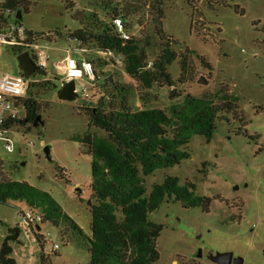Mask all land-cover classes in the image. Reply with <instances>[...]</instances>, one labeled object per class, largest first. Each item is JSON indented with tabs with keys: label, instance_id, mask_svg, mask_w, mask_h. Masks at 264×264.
<instances>
[{
	"label": "rangeland",
	"instance_id": "obj_1",
	"mask_svg": "<svg viewBox=\"0 0 264 264\" xmlns=\"http://www.w3.org/2000/svg\"><path fill=\"white\" fill-rule=\"evenodd\" d=\"M29 1L30 12L23 13L22 26L38 34L59 30L66 35L80 29L81 23L73 19L77 11L92 10L102 19L105 17L98 5L92 6L83 0H74L73 9L67 7V0ZM197 9L200 16L196 14L192 28L193 12L186 0H165L163 25L166 35L178 43H174L178 54L182 47L194 52L198 76L211 77L208 86L197 82L177 84L176 93L181 97L174 102L170 100V88L155 86L143 101L117 54L107 56L92 48L91 61L102 78L98 82L100 86L110 89L112 79L130 86V91L126 95L120 94L117 101L120 103L126 98V105L133 111L143 108L169 110L172 104L181 103L187 95L202 96L218 91L223 84L233 89L239 98L243 123L230 116L229 123L223 121L217 125L210 142L204 137L193 136L187 147L188 159L144 177L147 195L155 185L171 176L179 178L181 185L193 183L197 195L212 199L209 212L202 208L186 209L180 203L171 202L162 204L150 215L152 222L163 226L157 241L160 259L156 264H215L209 256L217 253H233L242 258L244 264H264V0H215L212 6L202 1L197 4ZM9 22L13 24L15 20ZM139 29L140 26L135 25L128 32L138 36ZM38 44V50L49 61L45 71L48 77L44 79L36 74L32 78L33 82L41 83L34 92L40 102L50 103V109L41 114L44 126H31L29 131L28 127L15 129L8 134L13 152L0 141V157L6 164L8 178L49 193L82 232L64 221L59 227L43 224L40 235L46 244L42 248L34 234L20 231L19 239L13 243L12 258L17 264H42L44 252L48 257L46 264H87L88 237L91 235L89 202H93L92 156L88 148L74 138L88 131L103 134L96 128L89 129L88 118L80 110L94 104L98 94L92 91L93 82L80 80L76 82L79 94H92L88 102L59 100L60 80L64 74L60 68L55 71V65L68 52L73 58L80 59V45L65 37ZM145 50L152 64L161 48L155 41ZM199 57L208 60L211 71L200 67ZM0 62V77L20 73L16 49L0 45ZM168 71L174 80H178L180 60H175ZM105 76L109 77L106 81ZM241 128L246 129L249 138L238 136ZM47 148L49 156L45 153ZM242 204V219L239 222L230 220L238 215ZM21 210H29L25 202L0 203V238L8 233V229L19 225ZM64 231L65 235L62 234ZM55 245L57 251H54Z\"/></svg>",
	"mask_w": 264,
	"mask_h": 264
},
{
	"label": "trees",
	"instance_id": "obj_2",
	"mask_svg": "<svg viewBox=\"0 0 264 264\" xmlns=\"http://www.w3.org/2000/svg\"><path fill=\"white\" fill-rule=\"evenodd\" d=\"M83 1L92 6L98 5L105 17L102 19L92 10L77 11L73 19L81 23V28L69 31L66 35L59 30L48 34L26 30L28 39L22 50H28L33 44L52 43L65 37L78 42L82 49L95 48L103 53H115L121 57L124 72L134 80L143 101L155 86L170 88V100L174 102L181 97L176 93L177 84H210L211 77L198 76L194 67V52L185 47H182L180 54L174 50V42L166 35L163 25L165 0ZM202 1L212 6L215 0H186L193 12L192 28L196 14L200 16L197 4ZM5 6L11 7L16 13L20 11L23 16V13L30 12L31 2L8 0ZM74 6V0H67L69 9ZM115 18L123 19L127 30L139 25L138 36L124 40L116 31ZM22 21H18L21 27ZM155 41H158L161 50L150 64L145 49L151 48ZM177 59L180 60L181 74L178 80H174L168 67ZM199 61L203 70H212L206 58L199 57ZM37 74L44 79L48 77V73L42 69ZM108 78L105 76L104 81ZM101 80L96 71V79L92 84V91L98 94L96 101L80 110L88 118L89 129L96 128L103 134L88 131L74 138L87 147L92 156L93 205L90 207L91 235L88 237L87 264H156L160 259L157 241L163 226L152 222L150 215L162 204L171 202L180 203L186 209L202 208L209 212L212 199L197 195L193 183L181 185L179 178L171 176L155 185L147 195L144 177L188 159L190 154L187 147L193 136L204 137L210 142L215 136L217 125L223 121L229 123L230 116L243 123L245 120L240 116L239 98L229 85L223 84L218 91L207 92L202 96L187 95L181 103L172 104L169 110L143 108L133 111L126 105V98L120 103L117 101L120 94L126 95L130 91V86L112 79V87L105 89L98 84ZM39 86L41 83H31L27 96L18 101L24 108L25 117L7 122L3 129L10 131L28 127L29 131L38 116L50 109V103L40 102L34 92ZM81 101L88 102L89 98ZM237 134L249 138L244 128ZM5 165L0 157L1 204L9 201L25 202L29 209L41 214L40 228L46 223L59 227L64 221L82 232L49 193L8 178ZM243 206L240 205L238 215L230 220L239 222L242 219ZM40 230H34L33 234L43 248L46 242ZM19 235L18 227L8 229L0 249V264H17L12 255L13 243L19 239ZM41 262H48L44 252Z\"/></svg>",
	"mask_w": 264,
	"mask_h": 264
},
{
	"label": "built area",
	"instance_id": "obj_3",
	"mask_svg": "<svg viewBox=\"0 0 264 264\" xmlns=\"http://www.w3.org/2000/svg\"><path fill=\"white\" fill-rule=\"evenodd\" d=\"M8 0H0V45H7L12 48H18L26 46L27 42L26 29L18 24L17 13L11 7H6ZM8 21L6 22L5 20ZM15 20V23H10L9 20ZM114 25L116 31L121 35L124 40H129L131 35L129 34L126 24L123 19L115 18ZM39 44H33L28 47L31 56L35 57L34 60L39 69L47 70L48 60L45 55L38 50ZM23 51V50H22ZM64 59V78L60 81L62 86L70 81L86 80L90 84L96 79V70L91 60H85L82 62L72 58L71 54ZM104 55H115V53H103ZM33 57V59H34ZM119 62L122 63V59L119 56ZM1 64V62H0ZM31 83H35L32 79L28 80L24 77L23 73L18 75L5 74L0 77V141L6 144V148L9 152H13L11 139L8 138V134L15 130L7 131L3 129V126L11 121L22 119L25 117L24 108L18 104V101L25 98L28 94V89ZM87 87L84 88L86 90ZM90 89V88H89ZM78 94L80 93L77 90ZM91 92V89H90ZM90 93L87 95L82 94L83 98H89ZM80 100V101H81ZM42 221L41 214L29 209L27 211H20V223L17 226L20 231H24L27 234H33ZM58 246L55 245L54 251H57Z\"/></svg>",
	"mask_w": 264,
	"mask_h": 264
},
{
	"label": "water",
	"instance_id": "obj_4",
	"mask_svg": "<svg viewBox=\"0 0 264 264\" xmlns=\"http://www.w3.org/2000/svg\"><path fill=\"white\" fill-rule=\"evenodd\" d=\"M17 19L19 21L23 20L22 13L19 11L17 13ZM175 44H178L174 42ZM17 51V61L19 64V70L23 73L24 77L28 80L32 79L38 72L39 68L31 56L29 51H22L20 47L16 48ZM58 98L61 101L73 103L79 102L81 100V95L77 92L76 82L70 81L62 86L58 94ZM44 126V122L41 121V116L35 121L34 127ZM47 156L50 154L49 148L45 150ZM90 206L93 205V202H89ZM37 230H40V226H36ZM201 257V252L200 255ZM210 261L215 264H244V260L242 258L235 257L233 253H217L215 255L209 256Z\"/></svg>",
	"mask_w": 264,
	"mask_h": 264
},
{
	"label": "crops",
	"instance_id": "obj_5",
	"mask_svg": "<svg viewBox=\"0 0 264 264\" xmlns=\"http://www.w3.org/2000/svg\"><path fill=\"white\" fill-rule=\"evenodd\" d=\"M78 51L80 52V54H82L81 58L78 59V58H74L76 59L77 61L79 62H82V61H85V60H91L93 59V51L94 50H88V49H82L81 47L78 49ZM99 54H101V52H99ZM73 58V57H72ZM65 59V58H64ZM64 59L62 61H60L59 64H56L55 65V71L60 68L64 74ZM62 80V79H61ZM60 80V81H61ZM7 234L3 235L1 238H0V244L3 243L4 239L6 238ZM18 244H20V242H18ZM16 261V260H15ZM17 263V261H16Z\"/></svg>",
	"mask_w": 264,
	"mask_h": 264
}]
</instances>
